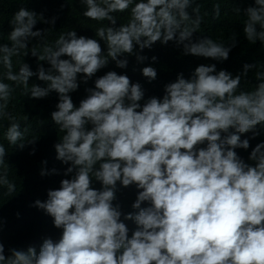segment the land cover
Returning a JSON list of instances; mask_svg holds the SVG:
<instances>
[{
	"label": "clouds",
	"instance_id": "obj_1",
	"mask_svg": "<svg viewBox=\"0 0 264 264\" xmlns=\"http://www.w3.org/2000/svg\"><path fill=\"white\" fill-rule=\"evenodd\" d=\"M81 3L85 18L107 21L108 26L95 30L98 38L69 31L42 53L36 47L41 43L33 44L23 55L36 58V71L24 62L14 72L12 64L14 55H21L31 41H42L47 32L34 30L36 12L20 7L9 21L10 44H0L5 69L0 117L10 121L5 139L25 147L18 143L24 136L20 123L6 111L14 89L3 80L23 85L30 99L55 92L58 102L50 118L65 134L54 149L56 159L67 165L59 187L31 205L52 218L59 238H43L39 250L9 248L7 254L0 243V264H264V140L254 147L250 143L264 135V72L256 73L254 90L243 91L242 76L255 64H245L235 76L217 70L216 63L200 64L188 78L179 73L167 83L162 96L145 99L141 84L126 74H96L110 62L126 69L133 55L143 63L148 58L140 53L157 42H173L185 56L216 62L227 61L239 42L194 41L202 22L194 0ZM129 10L128 22L118 24L113 14ZM235 11L247 15L245 39L264 46V0ZM39 16L54 27L55 17ZM151 59L154 63L157 58ZM141 72L148 82L157 78L152 66ZM34 76L45 86L29 89ZM93 77L94 86L85 89L77 106L71 94ZM249 148L246 161L237 150ZM7 155L0 144V166ZM51 174L57 170H41L42 176ZM0 184L9 194L15 191L6 172ZM118 186L137 189L133 211L123 212L116 202ZM126 221L135 228L130 230Z\"/></svg>",
	"mask_w": 264,
	"mask_h": 264
},
{
	"label": "trees",
	"instance_id": "obj_2",
	"mask_svg": "<svg viewBox=\"0 0 264 264\" xmlns=\"http://www.w3.org/2000/svg\"><path fill=\"white\" fill-rule=\"evenodd\" d=\"M254 0H194L193 7L199 5V15L202 22L198 32L194 34L193 40H199L209 37L217 43L228 46L235 38L239 43L232 49L229 59L224 62H216L211 59L197 58L183 55V49L178 48L173 42L162 45L159 42L149 49H145L141 55L146 56L143 63L136 61L135 55L128 57V66L126 69L117 68L114 62L101 69L96 76H102L107 71H116L118 74H126L130 80L139 82L145 91V99L151 96H162L164 86L176 80L179 73H183L188 78L194 69L200 64H217V70L226 69L234 76L243 71L245 64H255L256 67L249 70L246 76H242L241 90L252 91L257 84L256 73L264 72V46L259 42L252 44L245 39L243 26L247 20L244 11L237 12L252 5ZM219 6V16L215 15V6ZM63 6V7H62ZM20 7H25L29 11L36 12V29H47L42 41L33 40L29 48L22 50L21 55L12 57L13 71L18 72L22 63L26 62L33 71L37 69V60L30 54L24 56L23 52H31L32 45L37 44V51L42 53L44 47H55V42L60 35L75 30L77 35L94 37L95 30L99 27H107V21H94L85 18L82 13L85 11L81 0H0V44L8 43L11 27L9 21L12 20L15 12ZM191 16H195L191 9H188ZM129 11L124 13H114L118 24H126L129 19ZM43 15L45 19L56 18L54 27L43 23L39 16ZM102 46H103V42ZM106 55V52H105ZM157 59L153 63L152 57ZM45 68L49 67L46 62ZM146 66H152L157 70V78L148 82L143 77L141 69ZM5 69L0 63V79L3 78ZM93 77L87 84L80 83L79 89L72 93L74 104L78 106L79 101L87 93L86 88L93 87ZM13 87V92L8 103L6 111L20 123L21 131L24 133L23 141L25 147L20 149L10 145L4 137V133L9 126L8 118L0 117V144H3L7 151L5 164L0 166V176L7 173V178L15 184V191L8 193L7 187L0 184V222L3 228L0 230V243L5 245V250L9 248L27 249L29 246H39L45 237H51L57 240L60 236V230L53 226L52 218L31 205L35 200L44 201L47 199V191L59 187L60 181L64 177L63 173L67 165L56 159L54 144L58 139H62L64 132L54 124L50 118L52 111L56 110L55 105L58 102L57 93L52 92L43 99H30L25 94L23 85L17 86L14 82L3 80ZM34 84L44 87L45 84L39 81L35 76L30 78L28 88ZM143 103V101L141 102ZM246 135H251L248 133ZM243 138V137H242ZM36 140L34 144H27L29 141ZM264 140V135L258 136L250 141L254 147L257 143ZM35 149L34 154H30ZM238 154L247 161L249 150H237ZM47 161L46 164L43 162ZM57 170V174L41 175V170ZM94 179V178H93ZM99 188L97 183L94 185ZM117 192V201L121 204L123 212L133 211L131 204L136 199L137 189L135 186L127 188L119 187ZM144 206V205H142ZM19 214V215H17ZM129 229H134L132 221H126ZM131 234V233H130Z\"/></svg>",
	"mask_w": 264,
	"mask_h": 264
}]
</instances>
